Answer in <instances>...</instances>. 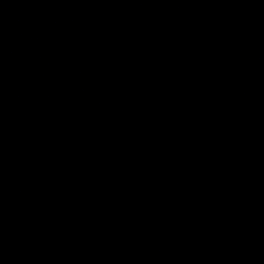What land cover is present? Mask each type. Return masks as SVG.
I'll return each instance as SVG.
<instances>
[{
	"label": "water",
	"instance_id": "water-1",
	"mask_svg": "<svg viewBox=\"0 0 264 264\" xmlns=\"http://www.w3.org/2000/svg\"><path fill=\"white\" fill-rule=\"evenodd\" d=\"M0 264H264V0H0Z\"/></svg>",
	"mask_w": 264,
	"mask_h": 264
}]
</instances>
